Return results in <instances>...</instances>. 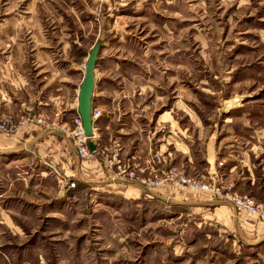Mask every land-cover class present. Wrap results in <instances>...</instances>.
Masks as SVG:
<instances>
[{
    "label": "rangeland",
    "instance_id": "obj_1",
    "mask_svg": "<svg viewBox=\"0 0 264 264\" xmlns=\"http://www.w3.org/2000/svg\"><path fill=\"white\" fill-rule=\"evenodd\" d=\"M97 42L94 73L103 102L110 104L114 96L121 111L130 101L141 107L150 103L149 117L161 115L172 123L169 128L162 122L160 132L149 133L160 140L151 153L157 166L147 177L135 161L122 157L117 143L97 150L94 136L88 138L102 164L117 154L112 177L123 179L135 171L139 178L126 180L144 179L143 185L164 197L176 192L183 199H199L211 194L146 182L155 176L163 181L166 171L175 169L202 183L220 177L234 186L223 173L234 161L256 166L254 183L264 189V0H0V58L21 52L33 65L58 69L73 62L84 73ZM93 107L100 111L95 121L104 110ZM54 115L24 121L10 116L19 128L30 122L48 125L73 141L76 116L63 126ZM231 117L233 122L223 125ZM169 130L177 142L167 137ZM181 133L192 137L190 150ZM114 135L119 133L107 137ZM226 135L224 141L245 155L216 152L217 140ZM19 155L0 158V264H257L254 249L241 237L233 241L229 230L203 222L195 207L133 199L98 187L78 194L72 174L57 167L46 171L39 155L13 164ZM188 156L190 175L176 164L184 165ZM95 157L79 158L91 163Z\"/></svg>",
    "mask_w": 264,
    "mask_h": 264
},
{
    "label": "crops",
    "instance_id": "obj_2",
    "mask_svg": "<svg viewBox=\"0 0 264 264\" xmlns=\"http://www.w3.org/2000/svg\"><path fill=\"white\" fill-rule=\"evenodd\" d=\"M15 54L17 56L10 53L0 58V116L13 115L16 119L20 118L24 121L32 115L43 120H50L56 114L60 116L63 126H69L70 120L78 116V92L84 73L73 62H70L65 68L56 69L43 64V62L33 65L35 62L30 61V56L22 53ZM34 70L36 71L34 72ZM99 85L95 79L92 106H100L104 110L102 116L93 123V142L95 145L97 144V150L102 145L111 147L117 143L120 145L122 157L135 161L141 176H149L152 169L157 166L155 163L152 164L151 153L157 149V145L159 148L160 140L159 135L154 139L153 134L149 135V133L150 131L160 132L162 122H168L166 126L169 128H172V123L168 120L162 121L161 115L149 117L147 108L150 103L141 107L139 102L130 101L128 110L122 107L121 111V106L117 107L114 96H112L110 104L103 102L104 93L98 90V88H102ZM153 97L154 100L155 96ZM56 102L57 106H55ZM248 104L247 102L245 105ZM119 109L120 111H118ZM224 122L223 125L233 122V119L232 117L226 118ZM151 123L153 124L151 125ZM201 131L202 129L199 132ZM56 132L60 135L57 138L54 135ZM108 133H119V135L107 137ZM174 133L169 130L167 137L173 138ZM181 135L188 141V144L185 143V149L190 150L189 146L193 144L192 137H187L190 136L189 132L187 136L183 133ZM98 137L100 139H96ZM228 137L229 135H226L217 140L216 152L220 151L222 154L223 151L228 155L230 153L245 155V151L239 150L236 145V148L233 149L227 141H224ZM178 138L181 139L180 135ZM173 139L177 142L175 138ZM133 141L134 144L131 143ZM18 153L20 155L18 158H14L13 164L28 162L33 156L39 155V159L47 166L46 171L52 172L51 167H57L65 171V174H72L80 187L76 191L78 194L82 190L98 187L106 192L126 194L133 199H154V202L165 201L171 205L178 204L190 209L195 207L204 215L203 222L216 225L225 231L229 230L233 241H240L241 237L243 239L241 243L254 249L256 254L254 260L257 264H264V221L246 218L244 214L236 210L232 203L224 199L212 197L206 193L199 194V199H183L176 192L164 197L158 190L148 188L140 182L112 177L106 163L102 164L100 159L91 163L81 161L69 135L61 129L50 128L48 125L43 126L30 122L19 128L11 137H0L1 159L17 157ZM224 158V156L221 157L222 160ZM184 159V165L180 162H176V164L183 166L186 173L190 175L193 167L191 157H184ZM244 162H247V157L244 158ZM207 163V168L210 171L212 164L209 159H207ZM30 168L33 170L32 166ZM244 168L249 170L248 174L241 172ZM255 168L256 166L253 164L240 165V163L228 161L223 173L227 180L234 183V189L238 193H247L255 201H264V189L254 183L252 171ZM205 169L201 167V173ZM262 169L264 170V166ZM238 170L241 171L238 172ZM44 171L43 173H45Z\"/></svg>",
    "mask_w": 264,
    "mask_h": 264
},
{
    "label": "built area",
    "instance_id": "obj_3",
    "mask_svg": "<svg viewBox=\"0 0 264 264\" xmlns=\"http://www.w3.org/2000/svg\"><path fill=\"white\" fill-rule=\"evenodd\" d=\"M100 111L97 108L92 106L91 115L92 118H96L99 115ZM76 126L73 130H71L70 134L73 136L74 146L77 152V155L80 158H89L95 157L96 149L90 150L88 147L87 137L84 134L81 120L79 116L75 117ZM19 128V125L15 123L13 118L10 115H1L0 116V135L5 137H11ZM157 161L160 162V156L155 155ZM97 159V157H95ZM117 154L113 155V161L111 163H106V167L109 171H111L114 163H119ZM117 167H120L118 164ZM165 173V172H164ZM123 179H137L135 171L126 172L122 175ZM155 179L150 181L147 180L146 183L149 182L150 186H158L164 181L182 187H188L191 190H200L203 192H208L212 196L216 198L224 199L233 204L236 210L245 215L246 218H253L264 221V203L263 202H255L254 199L248 197L247 195L238 193L233 184L225 182L220 179V177H214L211 183H202L197 179H193L191 177H187L185 175L178 174L175 169H169L163 176V181H161L162 177L155 176ZM142 184L145 183L144 179H138ZM70 186H74V183H70Z\"/></svg>",
    "mask_w": 264,
    "mask_h": 264
},
{
    "label": "water",
    "instance_id": "obj_4",
    "mask_svg": "<svg viewBox=\"0 0 264 264\" xmlns=\"http://www.w3.org/2000/svg\"><path fill=\"white\" fill-rule=\"evenodd\" d=\"M100 49V43L97 42L88 53L85 70L82 82L79 86L78 92V106L77 113L81 120V125L84 134L87 137L93 136V123L94 120L91 115L92 101H93V90L95 87V67L98 62V53ZM90 150H94V143L89 142Z\"/></svg>",
    "mask_w": 264,
    "mask_h": 264
}]
</instances>
